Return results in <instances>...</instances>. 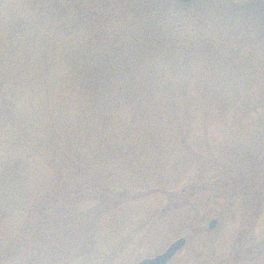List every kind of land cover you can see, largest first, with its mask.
Masks as SVG:
<instances>
[{"label": "trees", "instance_id": "obj_1", "mask_svg": "<svg viewBox=\"0 0 264 264\" xmlns=\"http://www.w3.org/2000/svg\"><path fill=\"white\" fill-rule=\"evenodd\" d=\"M262 50L264 0H0V264H137L159 208L184 197L170 170L210 164L202 189L262 176ZM200 114L243 130L254 116L253 140L204 156ZM181 204L185 225L197 210Z\"/></svg>", "mask_w": 264, "mask_h": 264}, {"label": "rangeland", "instance_id": "obj_2", "mask_svg": "<svg viewBox=\"0 0 264 264\" xmlns=\"http://www.w3.org/2000/svg\"><path fill=\"white\" fill-rule=\"evenodd\" d=\"M209 26H211V24H209ZM246 26V21L238 24V28L240 29L239 32L244 30ZM243 47L244 48L241 49L237 44L233 45V47H230L231 49L229 48V52L237 54L238 57H246L248 56V50L245 46ZM259 71L261 74V72H264V68L259 67ZM254 118V116L246 118L247 120L250 119V121L244 124L246 125V129L243 130L241 124H232V117H228V120L225 121L217 114H213L212 116L210 114H200L197 116L193 128L194 140L196 143H199L200 139L203 142L213 143L214 153L208 154L206 153L207 151L204 150L202 151L205 152V154H203L204 156L221 158V155L223 156L226 154V150L229 154H232L234 147H245L249 139L253 140L251 139V129L249 128L254 125ZM246 119L244 120L247 121ZM229 125L234 126L232 130L229 129ZM229 157L230 160L235 159L234 156ZM260 159H262V156L259 153L251 156L247 161L250 162L248 166L262 165L259 164L262 162ZM205 161H208V159H205ZM169 162L170 161H167L165 166L169 165ZM202 164L201 166L200 164L195 166L192 164L189 165L188 168H185L182 162V170L180 172H178V167L174 168L173 172L170 170L172 173L170 177L172 179H175L176 176H182V179H184L177 188L178 193H182L181 195L184 194V197L180 202L178 201L179 209L175 211L176 213L173 212V204L171 205L169 202H165L161 208H159L156 221L160 222V225L157 226L162 228L160 231L152 228L151 231L142 238L143 242L139 246H134V250L141 249L136 256H134L136 257L135 261L137 264L144 258H151L163 253L175 240L181 237L187 238V245L175 256L172 262H169V264H264L263 172L262 176L255 179L252 178L251 174H248L250 172L247 170L241 171V174L239 171L232 172L236 175L223 176L222 179L219 180L216 178L210 189L208 186L202 189L198 181L197 171L200 179L205 180L207 178L206 167L210 166V164L203 163V161ZM200 169L202 175L200 174ZM216 171L222 174L226 173V170L221 166L216 168ZM259 174H261V172H259ZM246 183L247 187L244 188ZM192 192H194V194H192ZM190 201L194 202L195 209L193 210L197 211L196 213L194 212L193 218L184 225L183 221L187 220L190 215L186 212L180 214V206L182 205L181 203ZM149 205L151 204H146L147 207H149ZM149 211L150 210L146 213ZM174 214L178 216L175 218L170 217V215ZM212 220L217 221L213 229L210 228V222ZM152 225L155 224H151V226ZM125 232L127 233V231ZM179 232L181 236L175 238ZM107 234H109L108 231ZM160 234H162V238L158 237ZM156 236L159 239H156ZM100 247L103 250L102 256L108 259L109 256L106 255L109 252L107 246L102 243ZM110 252L112 251L110 250ZM34 256L32 263L25 262V264L43 263L39 255L35 254ZM86 258L87 257L78 258V255H72L70 259H68L67 264H78L84 259L83 262L86 261V263H88V259ZM127 260L128 258L126 256L120 261H113L112 264H129Z\"/></svg>", "mask_w": 264, "mask_h": 264}, {"label": "water", "instance_id": "obj_3", "mask_svg": "<svg viewBox=\"0 0 264 264\" xmlns=\"http://www.w3.org/2000/svg\"><path fill=\"white\" fill-rule=\"evenodd\" d=\"M182 3H191L194 0H179ZM217 224L216 220L210 222L213 229ZM187 245V238L181 237L175 240L163 253L151 258H144L138 264H168L175 255Z\"/></svg>", "mask_w": 264, "mask_h": 264}, {"label": "flooded vegetation", "instance_id": "obj_4", "mask_svg": "<svg viewBox=\"0 0 264 264\" xmlns=\"http://www.w3.org/2000/svg\"><path fill=\"white\" fill-rule=\"evenodd\" d=\"M182 250H183V249H182ZM180 251H181V250H180ZM180 251H179V252H180ZM179 252H178V253H179ZM178 253H177V254H178ZM177 254H176V255H177ZM176 255H175V256H176ZM174 258H175V257H174ZM174 258H173L170 262H172V261L174 260ZM168 264H169V263H168Z\"/></svg>", "mask_w": 264, "mask_h": 264}]
</instances>
